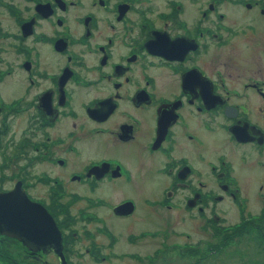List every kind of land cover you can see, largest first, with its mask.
Returning <instances> with one entry per match:
<instances>
[{"label": "flooded vegetation", "instance_id": "obj_1", "mask_svg": "<svg viewBox=\"0 0 264 264\" xmlns=\"http://www.w3.org/2000/svg\"><path fill=\"white\" fill-rule=\"evenodd\" d=\"M1 63L0 194L45 210L64 257L0 223L6 264H101L123 233L159 262V226L134 221L160 207L213 236L263 218L244 213L264 199V0H0Z\"/></svg>", "mask_w": 264, "mask_h": 264}, {"label": "rangeland", "instance_id": "obj_2", "mask_svg": "<svg viewBox=\"0 0 264 264\" xmlns=\"http://www.w3.org/2000/svg\"><path fill=\"white\" fill-rule=\"evenodd\" d=\"M0 65L1 67H7L2 63ZM8 81L10 80L6 79L5 76L2 80L3 83L0 84L3 102H7L11 97L8 92ZM154 190L148 192L144 191L142 195L147 196L148 194H152L153 196H158L159 192ZM256 194L258 193H250V203L244 215H251V217L262 216L263 218L254 220L255 222H251V225L242 230H239V228H237L238 231H236L237 229L235 228L233 230L228 229L225 232L216 233L214 236L211 235L213 234L211 232L213 229H202L199 226V221L191 218V212H185L180 207H177L175 210L160 207L157 213L158 216L144 210V215L140 219L137 218L134 221L135 230H153L158 228L157 225L160 228L159 243H155V247L158 246L160 250V260L159 262L150 264H264V201H262L264 199L258 197L254 198ZM125 195V193H107V197L114 202ZM143 206L144 204H142V207ZM191 214L193 215V213ZM237 221L238 216L233 209H230L225 225H228V227L234 226L233 223ZM129 223L130 221L121 220L111 222V224L122 231V233ZM79 225L82 229L87 227L81 224ZM123 234L124 235L118 238L113 248V252L116 255H110L109 258L101 264L139 263L138 258H134V256H130L129 254H144L152 250V242H148L144 239L134 245H130L126 241V233ZM183 244L193 245L197 251L186 255V253L178 250ZM3 258L0 256V264L8 263ZM82 258L83 257H81V259ZM84 264H92L89 257L86 256L84 258Z\"/></svg>", "mask_w": 264, "mask_h": 264}, {"label": "water", "instance_id": "obj_3", "mask_svg": "<svg viewBox=\"0 0 264 264\" xmlns=\"http://www.w3.org/2000/svg\"><path fill=\"white\" fill-rule=\"evenodd\" d=\"M0 201L7 203L2 204L1 206L2 210H6L5 213L0 215V223L3 227L2 232L15 237L25 245L28 244L27 239L35 243H40L37 248L48 245L54 248L55 252L60 254L61 259L64 260L61 252L60 232L52 217L45 210L44 214H42L43 211L38 210L39 206L32 203L19 189L6 194H0ZM17 201L19 203H17ZM123 206L124 204L118 206L116 209L121 210ZM34 214L36 215L33 218H30V216ZM39 221L45 228L48 227V233L44 236L37 235L36 230L29 226V224L32 223L34 225L36 224L35 222Z\"/></svg>", "mask_w": 264, "mask_h": 264}, {"label": "trees", "instance_id": "obj_4", "mask_svg": "<svg viewBox=\"0 0 264 264\" xmlns=\"http://www.w3.org/2000/svg\"><path fill=\"white\" fill-rule=\"evenodd\" d=\"M263 216H264V215H263ZM260 217H261V216H260ZM251 224H252L251 222H247V224L241 226V227L239 228V230H242V229L246 228L247 226H249V225H251ZM237 228H238V227H237ZM237 228H235V229H237ZM232 230H233V229H232ZM236 231H238V229H237ZM187 247H189V248H187V249H189V250H187V251H188V254L191 253V252L197 251L196 248H195V246H193V245H189V244H188ZM190 247H191V248H190Z\"/></svg>", "mask_w": 264, "mask_h": 264}]
</instances>
